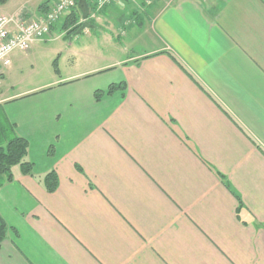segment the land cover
<instances>
[{
    "label": "crops",
    "instance_id": "1",
    "mask_svg": "<svg viewBox=\"0 0 264 264\" xmlns=\"http://www.w3.org/2000/svg\"><path fill=\"white\" fill-rule=\"evenodd\" d=\"M96 1L82 33L114 20L108 65L26 85L30 49L3 71L0 119L33 171L0 187V264H264V0Z\"/></svg>",
    "mask_w": 264,
    "mask_h": 264
},
{
    "label": "rangeland",
    "instance_id": "2",
    "mask_svg": "<svg viewBox=\"0 0 264 264\" xmlns=\"http://www.w3.org/2000/svg\"><path fill=\"white\" fill-rule=\"evenodd\" d=\"M52 1V0H48ZM47 1V2H48ZM92 0H89V3ZM92 19V18H90ZM93 21H82L77 14L75 23L82 24L80 32L71 33L70 27L61 24L55 25L51 36L39 45L31 47L30 54L22 56L18 62L15 80L24 81V84H42L57 76H64L67 72L95 69L108 65L115 57L112 46H109L104 37L110 35L107 25L114 20L105 19L100 26H94L91 33L84 34L86 25Z\"/></svg>",
    "mask_w": 264,
    "mask_h": 264
},
{
    "label": "built area",
    "instance_id": "3",
    "mask_svg": "<svg viewBox=\"0 0 264 264\" xmlns=\"http://www.w3.org/2000/svg\"><path fill=\"white\" fill-rule=\"evenodd\" d=\"M116 0H97L102 9ZM76 8V0H58L41 16L18 24L12 18L0 17V104L3 71L10 66L14 52L26 53L31 46L51 35L53 26Z\"/></svg>",
    "mask_w": 264,
    "mask_h": 264
},
{
    "label": "trees",
    "instance_id": "4",
    "mask_svg": "<svg viewBox=\"0 0 264 264\" xmlns=\"http://www.w3.org/2000/svg\"><path fill=\"white\" fill-rule=\"evenodd\" d=\"M7 0H0V4H4ZM88 10L91 9L89 0H86ZM77 5V4H76ZM77 14L81 17V13L76 6L74 10L70 12V15L65 19V23H62L66 27L72 26L71 33L79 32L83 27L82 24L77 26L75 23ZM124 84L110 85L108 89L103 91H97L94 95L96 101H99L104 95H112L118 90H124ZM0 119V139L5 141L4 146L0 144V187L4 183L12 182L13 177L11 169L14 166H18L23 175L32 176L33 165L26 160L28 152V143L26 140L16 135L7 137L8 131L4 127ZM42 184L47 192L52 193L57 186V177L54 171L47 173L42 178ZM8 227L0 217V243L6 238Z\"/></svg>",
    "mask_w": 264,
    "mask_h": 264
},
{
    "label": "water",
    "instance_id": "5",
    "mask_svg": "<svg viewBox=\"0 0 264 264\" xmlns=\"http://www.w3.org/2000/svg\"><path fill=\"white\" fill-rule=\"evenodd\" d=\"M77 7H78V9L82 15V19L83 20L87 19L89 10H88L86 0H78L77 1Z\"/></svg>",
    "mask_w": 264,
    "mask_h": 264
}]
</instances>
